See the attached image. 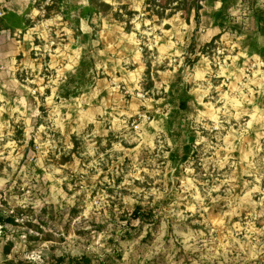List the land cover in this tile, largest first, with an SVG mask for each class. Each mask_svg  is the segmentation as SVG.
Here are the masks:
<instances>
[{"label": "rangeland", "instance_id": "374dc122", "mask_svg": "<svg viewBox=\"0 0 264 264\" xmlns=\"http://www.w3.org/2000/svg\"><path fill=\"white\" fill-rule=\"evenodd\" d=\"M29 4L26 31L0 29V264H264V0L0 18Z\"/></svg>", "mask_w": 264, "mask_h": 264}, {"label": "trees", "instance_id": "16d2710c", "mask_svg": "<svg viewBox=\"0 0 264 264\" xmlns=\"http://www.w3.org/2000/svg\"><path fill=\"white\" fill-rule=\"evenodd\" d=\"M175 2H177V6L178 8H186L187 7V13L190 12V11H194L195 13V16H197L199 10H200V6L198 5V0H173ZM102 7H105L106 9H109L110 6H108L107 4H103ZM92 10L94 13H99V10L96 6H92ZM80 18L83 17L82 14H80L79 16ZM64 18H66V21H68L67 17L64 15ZM255 18L257 20V22L259 24H264V8H260L258 10H256L255 12ZM77 23H78V20H77ZM218 38V36L214 37L213 40H216ZM79 68H77V71L76 73L77 76L75 78V80H79L81 81L82 78L84 77V75H86V68L84 67L85 66V58H81V61H80V64H79ZM89 75V74H88ZM90 79H92L90 77V75L88 76V78L82 82V85H85L86 82H88ZM76 91V90H75ZM75 91H71L70 93H75ZM70 95V94H69ZM178 109L180 110H187L188 108V105H187V102L184 101V100H180L178 102ZM183 159V158H182ZM140 209L139 208H136L134 210V212L132 213V217L133 219H136L140 222H145V221H148L150 218L151 215L149 214H142L139 212ZM1 221V220H0ZM10 223H14V219H9L8 220ZM57 264H91V261L88 260L87 258H68L67 260L63 259V258H59L57 261H56Z\"/></svg>", "mask_w": 264, "mask_h": 264}, {"label": "crops", "instance_id": "0c3cea01", "mask_svg": "<svg viewBox=\"0 0 264 264\" xmlns=\"http://www.w3.org/2000/svg\"><path fill=\"white\" fill-rule=\"evenodd\" d=\"M31 8L32 7L29 4L24 11L14 10L9 8L5 10L3 12V16L0 18L1 31L13 35L26 31L29 28L28 24L32 22V20L30 21L28 20V19H32V17H30L26 11H31ZM80 11L81 12L77 13L76 15L72 14L71 17L75 18L76 23L78 20L79 29H80L79 31L85 34L86 33L85 31L91 29L90 25H91L92 16L95 15L96 13L93 12L92 6L89 4L83 5V7L80 8ZM80 14H82L83 17L80 18L79 17ZM66 17L68 21H70L69 19H72L70 16L68 17V15H66ZM213 30L216 32L217 31L216 27H214ZM118 54H121L123 55V57H126V55L123 54L121 50H118ZM120 61H124V60L121 59ZM118 67L125 70V68H122L121 65Z\"/></svg>", "mask_w": 264, "mask_h": 264}]
</instances>
